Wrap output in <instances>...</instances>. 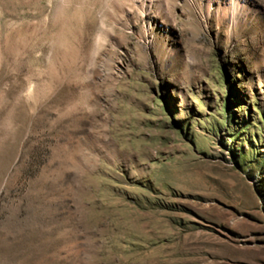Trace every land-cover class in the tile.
Returning <instances> with one entry per match:
<instances>
[{
  "label": "rangeland",
  "instance_id": "obj_1",
  "mask_svg": "<svg viewBox=\"0 0 264 264\" xmlns=\"http://www.w3.org/2000/svg\"><path fill=\"white\" fill-rule=\"evenodd\" d=\"M143 1L0 0V264H264V0Z\"/></svg>",
  "mask_w": 264,
  "mask_h": 264
},
{
  "label": "bare ground",
  "instance_id": "obj_2",
  "mask_svg": "<svg viewBox=\"0 0 264 264\" xmlns=\"http://www.w3.org/2000/svg\"><path fill=\"white\" fill-rule=\"evenodd\" d=\"M146 1H148V0H144L143 1L142 6L149 7L150 2L148 1V3H144ZM146 4H148V5H146ZM230 4H231L230 5L231 6L230 7V10H231L230 11V15L233 18L234 14H236V11L238 9V3H237V1L233 0ZM205 11H206L207 16H211L212 11H214V13L216 14V18H217L218 23L221 22L226 16L225 10L224 9H219V7L215 8V9H212L211 6L208 5L206 7Z\"/></svg>",
  "mask_w": 264,
  "mask_h": 264
}]
</instances>
